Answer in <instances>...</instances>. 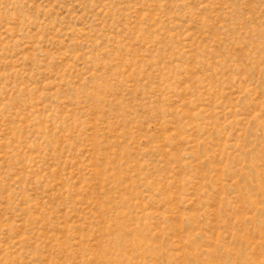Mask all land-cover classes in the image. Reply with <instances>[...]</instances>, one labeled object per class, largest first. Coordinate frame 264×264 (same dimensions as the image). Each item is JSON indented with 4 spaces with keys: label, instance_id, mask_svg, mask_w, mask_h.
<instances>
[{
    "label": "rangeland",
    "instance_id": "rangeland-1",
    "mask_svg": "<svg viewBox=\"0 0 264 264\" xmlns=\"http://www.w3.org/2000/svg\"><path fill=\"white\" fill-rule=\"evenodd\" d=\"M0 264H264V0H0Z\"/></svg>",
    "mask_w": 264,
    "mask_h": 264
}]
</instances>
